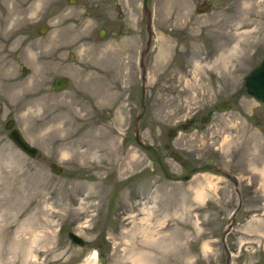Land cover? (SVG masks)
<instances>
[{"label": "rangeland", "instance_id": "rangeland-1", "mask_svg": "<svg viewBox=\"0 0 264 264\" xmlns=\"http://www.w3.org/2000/svg\"><path fill=\"white\" fill-rule=\"evenodd\" d=\"M147 5L156 34L136 121L142 0H0V264H264V103L245 86L264 0ZM56 75L69 79L59 90ZM222 98L230 108H215ZM145 144L177 177L210 162L235 178L166 176Z\"/></svg>", "mask_w": 264, "mask_h": 264}, {"label": "water", "instance_id": "water-1", "mask_svg": "<svg viewBox=\"0 0 264 264\" xmlns=\"http://www.w3.org/2000/svg\"><path fill=\"white\" fill-rule=\"evenodd\" d=\"M142 10L145 11L144 16L148 17V19H149L148 22L150 23L151 16H150V12L148 10L147 0H142ZM44 29H45V26L42 25V27L40 28V31L42 32V31H44ZM104 32H105V29L103 27H100L99 31H98V35L102 36ZM150 32H151V30H150ZM151 33H153V30ZM68 81H69L68 78L64 75H56L53 77V79L51 81V86L53 89L59 90V89L64 88L67 85ZM245 86H246L247 92L250 95H252L258 101L264 103V53L261 55L258 63L255 64L246 73V75H245ZM142 90H143V94H142L141 103H140V112L136 116V121L140 118L141 112H142L143 107H144L145 86H143ZM231 104H232L231 98H223V99H219V100L215 101L214 106H215V108H217L219 110H224V109L230 108ZM14 123H15V121L13 118H9L5 122L6 128L11 127V130L9 132L10 137L17 143L18 146H20L29 155H31V156L35 155L37 148L34 145H32L24 137L22 131L18 127L14 126ZM185 126L186 125H184V127ZM173 132H174V130L171 128L169 131V135L173 134ZM135 139L138 142L142 143V141L140 139L139 128L136 124H135ZM144 146L149 148L152 151V153L156 156V158L159 161L161 168L163 169L166 176H169V177H172L175 179L188 180L197 171H200L202 169H215L217 171L223 172L224 174L229 176L231 179L235 178L233 175L224 171L218 165H216L214 163H210V162L198 164V165L192 167L186 173L177 177L168 171L167 167L165 166V164L162 161L160 152L156 146H154L152 144H145ZM175 157L178 158V156H175ZM52 168L55 172H60L62 169V167L60 165H57V164H53ZM231 224L229 226V229L231 228ZM227 231H228V229H226L225 232H227ZM68 235H69V238L71 239V241H73L79 245L84 244V239L77 232L69 231ZM99 264H105V255L104 254L99 255Z\"/></svg>", "mask_w": 264, "mask_h": 264}, {"label": "flooded vegetation", "instance_id": "flooded-vegetation-1", "mask_svg": "<svg viewBox=\"0 0 264 264\" xmlns=\"http://www.w3.org/2000/svg\"><path fill=\"white\" fill-rule=\"evenodd\" d=\"M148 20H149L148 17H146L144 15L140 17V23H141L142 29L146 33V39H145V41L143 43V46L140 49V58H139V62H138V67L142 71V73L140 74L141 89L143 88L144 83H145L146 78H147V74H146L147 68H146L145 63H144L145 56H146V53L149 51V44H150V41H151V37L155 33V29L152 28L151 21L149 23ZM152 29H153V33H151ZM150 30H151V32H150ZM144 107H145V101H144ZM202 119H206L207 120L208 117L207 116H203ZM194 120H195L194 117H190L189 119H186V121L184 123H182V126L183 127H184V125L187 126L188 124L193 123ZM174 131H175V129H174Z\"/></svg>", "mask_w": 264, "mask_h": 264}, {"label": "bare ground", "instance_id": "bare-ground-1", "mask_svg": "<svg viewBox=\"0 0 264 264\" xmlns=\"http://www.w3.org/2000/svg\"><path fill=\"white\" fill-rule=\"evenodd\" d=\"M39 48V47H38ZM5 61V60H4ZM6 66V64L3 62V64H2V61H0V67L1 68H3V70H4V68H6L5 67ZM9 70V69H8ZM2 79L3 80H8L9 78H11L10 76H9V74H3L2 75ZM17 81V80H16ZM16 81H12V82H9L8 84H7V86H8V89L10 90V91H12L13 89H17L18 87H20L19 85H20V83L19 82H16ZM15 94V93H14ZM88 146V145H87ZM144 243V242H143ZM145 243H146V241H145ZM149 243V242H148ZM150 244H151V242H150ZM144 245V244H143ZM151 246V245H150ZM145 251V250H144ZM141 252V251H140ZM148 252V251H147ZM140 254H142V253H140ZM147 254V253H146ZM148 254H149V252H148ZM97 255V251H95L94 252V256H96ZM139 256H142V255H139ZM97 257V256H96ZM136 257H138V255L136 256ZM144 258V257H143ZM144 259H147V258H144ZM137 260H138V258H137ZM141 262L143 261V259L142 260H140ZM140 262V263H141ZM144 262V261H143Z\"/></svg>", "mask_w": 264, "mask_h": 264}]
</instances>
